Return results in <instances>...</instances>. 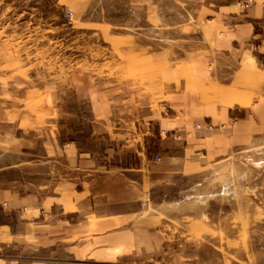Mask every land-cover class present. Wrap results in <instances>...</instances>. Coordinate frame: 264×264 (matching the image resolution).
I'll list each match as a JSON object with an SVG mask.
<instances>
[{
  "label": "crops",
  "instance_id": "1",
  "mask_svg": "<svg viewBox=\"0 0 264 264\" xmlns=\"http://www.w3.org/2000/svg\"><path fill=\"white\" fill-rule=\"evenodd\" d=\"M135 1L153 21L157 0ZM193 1L195 36L166 64L154 34L91 24L109 42L113 108L98 101L90 146L48 134L49 183L0 186V264H123L151 251L142 205L263 134L264 0Z\"/></svg>",
  "mask_w": 264,
  "mask_h": 264
},
{
  "label": "rangeland",
  "instance_id": "2",
  "mask_svg": "<svg viewBox=\"0 0 264 264\" xmlns=\"http://www.w3.org/2000/svg\"><path fill=\"white\" fill-rule=\"evenodd\" d=\"M135 2L0 0V141L25 146L23 153L0 151V186L49 183L53 165L42 147L48 134L90 146L98 101L113 108L109 42L91 24L154 34L164 64L195 36L193 0H157L154 27L150 8ZM168 190L141 207L153 250L123 264H264V132Z\"/></svg>",
  "mask_w": 264,
  "mask_h": 264
},
{
  "label": "built area",
  "instance_id": "3",
  "mask_svg": "<svg viewBox=\"0 0 264 264\" xmlns=\"http://www.w3.org/2000/svg\"><path fill=\"white\" fill-rule=\"evenodd\" d=\"M67 15L68 16H71L72 15L71 10L67 9ZM163 133H166L167 134L168 132L163 131ZM156 159H160V157L159 156H156Z\"/></svg>",
  "mask_w": 264,
  "mask_h": 264
}]
</instances>
